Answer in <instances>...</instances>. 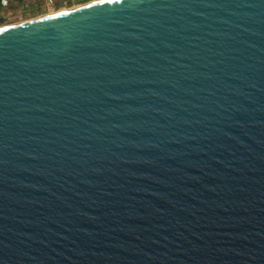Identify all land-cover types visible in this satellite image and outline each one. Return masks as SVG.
Segmentation results:
<instances>
[{"label":"water","instance_id":"obj_1","mask_svg":"<svg viewBox=\"0 0 264 264\" xmlns=\"http://www.w3.org/2000/svg\"><path fill=\"white\" fill-rule=\"evenodd\" d=\"M0 264H264V0L0 27Z\"/></svg>","mask_w":264,"mask_h":264},{"label":"built area","instance_id":"obj_2","mask_svg":"<svg viewBox=\"0 0 264 264\" xmlns=\"http://www.w3.org/2000/svg\"><path fill=\"white\" fill-rule=\"evenodd\" d=\"M90 1L94 0H0V19L21 17L32 9L50 14L68 5L86 4Z\"/></svg>","mask_w":264,"mask_h":264},{"label":"rangeland","instance_id":"obj_3","mask_svg":"<svg viewBox=\"0 0 264 264\" xmlns=\"http://www.w3.org/2000/svg\"><path fill=\"white\" fill-rule=\"evenodd\" d=\"M75 5L76 6H74V5H68L66 8L71 9V7L72 8L73 7H79V6L84 5V4H81V5L75 4ZM44 14L45 13L42 12V11H40V10L32 9V10H29V11L23 13V15L21 17L0 19V27L6 26V25H9V24H14V23H19V22L31 20V19H34V18H38L40 16H43Z\"/></svg>","mask_w":264,"mask_h":264},{"label":"bare ground","instance_id":"obj_4","mask_svg":"<svg viewBox=\"0 0 264 264\" xmlns=\"http://www.w3.org/2000/svg\"><path fill=\"white\" fill-rule=\"evenodd\" d=\"M95 1V0H94ZM91 2H93V1H90V2H88V3H91ZM88 3H86V4H88ZM79 5H81V4H79ZM85 5V4H84ZM74 6H76V5H74ZM81 6H83V5H81ZM81 6H79V7H81ZM75 8H78V7H71V9H75ZM71 9H69V8H62L61 10H59L58 12H63V11H67V10H71ZM53 13H57V12H51L50 14H53ZM46 15V14H45ZM41 17V16H40Z\"/></svg>","mask_w":264,"mask_h":264}]
</instances>
